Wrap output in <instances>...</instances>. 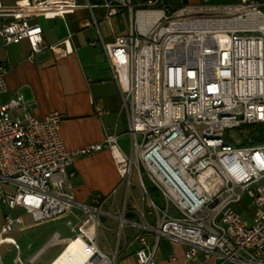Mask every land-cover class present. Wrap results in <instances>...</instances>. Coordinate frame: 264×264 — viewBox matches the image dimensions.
I'll return each instance as SVG.
<instances>
[{"label": "built area", "instance_id": "built-area-1", "mask_svg": "<svg viewBox=\"0 0 264 264\" xmlns=\"http://www.w3.org/2000/svg\"><path fill=\"white\" fill-rule=\"evenodd\" d=\"M99 5L106 17L120 8L129 12L128 33L105 46L113 72L126 71L121 93L129 152L119 146L116 134L66 151L59 134L61 115L53 111L38 119L20 92L9 94L0 103V247L14 248L13 264H35L46 248L59 244L64 246L49 264H115L116 253H106L95 243L101 213L97 205L103 198L95 194L90 204L77 203L68 182L74 175L69 171L73 155L106 148L123 181L129 183L134 170L141 186L145 188L146 177L162 201L149 197L154 223H143L135 237L139 264H155V247L146 240L149 233L185 243L186 260L202 254L200 264H264V143L236 144L229 135L232 129L264 124L261 4L203 0L173 8L166 0H95L92 5L17 0L10 7L0 6V38L4 45L27 41L28 59L46 48L65 55L72 51L70 35L46 45L41 26L30 19L63 17ZM9 69L0 67V96L7 92L4 74ZM96 113L103 111L96 108ZM75 207L87 217L78 227L67 222L73 238L55 232L28 259L20 258L19 244L10 234L28 226L13 209L38 224ZM77 238L85 244V257L78 261L72 254L58 261Z\"/></svg>", "mask_w": 264, "mask_h": 264}, {"label": "crops", "instance_id": "crops-1", "mask_svg": "<svg viewBox=\"0 0 264 264\" xmlns=\"http://www.w3.org/2000/svg\"><path fill=\"white\" fill-rule=\"evenodd\" d=\"M15 1L17 0H0V6L10 7ZM75 1L79 5L95 3V0ZM131 1L137 4L144 0ZM215 1L208 0V3L218 4ZM258 1L261 7H264V0ZM166 3L178 8L185 5H200L203 0H166ZM30 21L41 26L46 45H57L70 35L68 47L72 51L59 55L46 48L28 59L30 46L27 41L4 45L0 38V67H10L4 74L7 92L0 96V103L5 102L9 94L18 91L29 103L28 111L32 116L44 119L50 112L59 113L61 115L59 134L66 151L100 142L106 136L116 134L119 135V146L128 153L129 135L126 133L128 120L123 110L121 93V88L126 85V71L120 69L117 74L114 73L105 51V46L112 44L117 36L128 33L130 29L128 10L120 8L116 14L106 17V9L103 6L80 7L63 17L49 19L35 17ZM96 108L101 109L103 113L97 114ZM15 114L20 115L21 109H17ZM71 162L69 171H73L74 175L68 182L76 202L90 204L93 195L98 194L103 198L100 210L109 215L104 221L99 219L100 224L95 229L96 245L106 253L115 252V264H139L135 252L140 244L135 237L140 233L141 225L146 220L141 218L136 222L135 218L140 216L144 208V196L133 191L131 186L126 187L118 174L111 152L106 148L89 155H73ZM123 199L133 213H128L130 217H126L131 226L122 223L119 227L116 210ZM0 209L4 211L1 204ZM19 213L23 215L28 227L16 230L10 235L19 244V256L22 260L28 259L38 251L55 232L64 239L73 238L75 235L70 226L69 231L72 235H62L54 231L31 250V244L22 243L20 237L22 233L39 223L33 224L31 216L19 208L12 210V214ZM102 213L99 215L104 216ZM123 215L125 218V214ZM64 217L68 218L66 222L70 221L72 226L78 227L87 216L75 207ZM132 222L136 225L133 226ZM100 235L103 236L105 243L99 239ZM146 240L151 248L155 247L153 256L155 264H200L202 254L194 261L186 260L184 254L187 245L183 242L172 240L165 235H160L156 239L153 233L147 234ZM55 246H61V249L42 264H49L64 245ZM15 255L16 251L11 245L0 247L1 264H13Z\"/></svg>", "mask_w": 264, "mask_h": 264}, {"label": "rangeland", "instance_id": "rangeland-1", "mask_svg": "<svg viewBox=\"0 0 264 264\" xmlns=\"http://www.w3.org/2000/svg\"><path fill=\"white\" fill-rule=\"evenodd\" d=\"M169 1V0H168ZM237 3L238 0H216L215 3L218 4H223V3ZM260 10L262 12H264V7H261ZM202 127L198 126V129L200 130ZM251 132H255L257 133V141L259 143H264V124H257V125H252V126H242L239 129H232L229 132L230 137L232 138V140L236 143V144H241L243 142H252V137L250 135ZM122 145V144H121ZM123 146V145H122ZM128 152V150H127ZM126 184V187H130L133 189V191H136L137 193H141L144 196V208L141 210L140 212V216H136L135 221L138 222L141 220V218H143L144 220H146V222L153 224L154 223V217L153 215L150 213L151 209H150V203H149V198H152L154 201H156L158 204L162 203L160 197L157 195L156 191L154 189L151 188V183L146 179V177H143V183L145 188H143L141 186V183L137 177V173L133 170L131 177H130V185L129 183H126V181H124ZM147 192V195H146ZM101 205L103 203H100ZM98 204L97 208L99 207L101 209V205ZM118 209L116 210V216L118 217L117 223L119 224V227H121L122 223L127 224L129 226L130 222L126 221V217H130L128 215V213H130V209H129V204L125 203V200L123 199V201L118 204ZM131 207V206H130ZM120 209V210H119ZM82 214H84L83 211H81ZM103 211H101L102 213ZM133 213V212H131ZM69 214V213H68ZM67 214V215H68ZM104 214V216L99 215V219L101 221H104L107 217H109V215ZM125 214V218L124 215ZM65 215V216H67ZM67 217L62 216L54 219V220H49L46 222H42L39 223V225L35 226L34 228L24 232L21 234L20 237V241L23 243H30L31 244V250H33L35 248V246H37L39 243H41V240H44L46 238H48V236L54 232V231H58L60 234L62 235H72V233H70L69 231V224L66 222L67 221ZM124 219V220H123ZM99 239L102 242H106L103 239V236L100 235ZM61 249V246H49L48 248H46V250L39 256L38 260H37V264H42L47 262L51 257H53L59 250Z\"/></svg>", "mask_w": 264, "mask_h": 264}, {"label": "bare ground", "instance_id": "bare-ground-1", "mask_svg": "<svg viewBox=\"0 0 264 264\" xmlns=\"http://www.w3.org/2000/svg\"><path fill=\"white\" fill-rule=\"evenodd\" d=\"M72 254H77L76 259L78 261L83 259V257H85L86 255L85 244L80 238L70 240L69 245L60 254L58 261H61L62 259H66Z\"/></svg>", "mask_w": 264, "mask_h": 264}, {"label": "trees", "instance_id": "trees-1", "mask_svg": "<svg viewBox=\"0 0 264 264\" xmlns=\"http://www.w3.org/2000/svg\"><path fill=\"white\" fill-rule=\"evenodd\" d=\"M254 132H252L251 133V137H252V134H253ZM252 143H259L258 141H257V138H252ZM151 188L152 189H154L152 186H151ZM155 190V189H154ZM156 191V190H155ZM157 193V192H156ZM158 195V194H157Z\"/></svg>", "mask_w": 264, "mask_h": 264}, {"label": "water", "instance_id": "water-1", "mask_svg": "<svg viewBox=\"0 0 264 264\" xmlns=\"http://www.w3.org/2000/svg\"><path fill=\"white\" fill-rule=\"evenodd\" d=\"M257 135H258V134L254 132V133L252 134V138H256Z\"/></svg>", "mask_w": 264, "mask_h": 264}]
</instances>
